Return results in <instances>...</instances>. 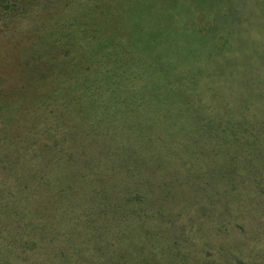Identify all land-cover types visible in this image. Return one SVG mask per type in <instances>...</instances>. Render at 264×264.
<instances>
[{
    "label": "rangeland",
    "instance_id": "rangeland-1",
    "mask_svg": "<svg viewBox=\"0 0 264 264\" xmlns=\"http://www.w3.org/2000/svg\"><path fill=\"white\" fill-rule=\"evenodd\" d=\"M152 11L161 17L151 16ZM68 34L70 43L101 45L99 61L114 46L119 58L125 51L134 63H162L184 95L170 116L151 106L148 116L126 127L117 138L131 151L95 156L102 158L107 174L110 164L114 171L113 178L95 177L98 186H113L116 180L131 184L125 186L134 194L127 213L135 217L128 231L134 236L131 258L138 261L143 252L147 264H258V255L264 261V146L262 153L256 142L252 145L261 156L257 166L253 154L240 166L238 135L226 133L234 120L239 132L255 130L251 139L264 142V0H5L0 5V62L24 56L31 35L43 43ZM134 63L114 74L129 76L138 71ZM231 95L242 103L226 101ZM227 103L229 115L221 110ZM207 111L220 123L216 143L233 155L227 158L232 166L221 169L224 157L213 152L217 165L210 175L195 165L181 166L180 158L192 156L175 142L187 139L177 131L182 123L197 113L207 117ZM220 116L226 118L218 121ZM136 167L155 180L165 178L156 180L157 186H140ZM198 170L201 176L195 179L191 174ZM231 173L236 179L226 177ZM104 218L105 236L113 243L108 226L123 221Z\"/></svg>",
    "mask_w": 264,
    "mask_h": 264
},
{
    "label": "trees",
    "instance_id": "trees-1",
    "mask_svg": "<svg viewBox=\"0 0 264 264\" xmlns=\"http://www.w3.org/2000/svg\"><path fill=\"white\" fill-rule=\"evenodd\" d=\"M154 15L161 17V12L152 11ZM69 36L49 40L52 43L48 44L47 40L39 43L31 35L26 56L0 62V236H4L0 237V264H147L143 252L141 259L137 256L138 261L129 252L134 236L128 231L135 217L127 213L134 194L125 186L131 184L122 186L116 180L113 186H98L101 181H94L95 177L98 181L102 176L113 178L114 171L110 164L107 174L100 163L102 158L95 156L105 158V151H131L117 137L148 116L150 109H155L151 106L170 116L172 107L180 106L184 96L180 81L168 77L162 63L157 66L142 59L134 63L136 59L129 60L133 56L122 52L123 47L122 58L117 56L116 47L109 46L108 58L99 61L101 45L70 43ZM131 61L138 71L126 77L114 74L130 66ZM226 98L231 103H242L234 95ZM226 108L228 103L221 110L229 115ZM207 113V117L197 113L198 117L182 123L184 128L177 131L187 139L175 142L192 156L180 158L178 161L184 162L181 166L195 165L202 174L210 175L217 165L213 152L219 150L216 154L224 157L221 169L232 166L227 158L233 155L216 143L214 134L220 123L212 119L210 111ZM225 118L220 116L218 121ZM238 127L233 120L232 130H226L238 135L235 151L241 154L236 160L241 166L245 156L253 154L257 166L255 159L261 156L252 145L256 142L263 153L264 142L251 139L255 130L239 132ZM158 169L156 166V177ZM134 170L138 171L140 186H157L156 180L165 178L155 180L148 171L138 167ZM196 173L191 176L200 178L201 174ZM226 177L236 179L233 173ZM104 217L123 221L120 224L115 219L108 226L114 232L113 243L105 236ZM123 227L128 229L126 233ZM258 258L257 263L264 264Z\"/></svg>",
    "mask_w": 264,
    "mask_h": 264
},
{
    "label": "crops",
    "instance_id": "crops-1",
    "mask_svg": "<svg viewBox=\"0 0 264 264\" xmlns=\"http://www.w3.org/2000/svg\"><path fill=\"white\" fill-rule=\"evenodd\" d=\"M264 77V76H263Z\"/></svg>",
    "mask_w": 264,
    "mask_h": 264
}]
</instances>
